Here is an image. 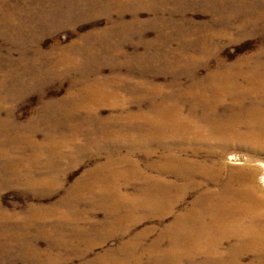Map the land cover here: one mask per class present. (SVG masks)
I'll return each instance as SVG.
<instances>
[{"label": "rangeland", "instance_id": "374dc122", "mask_svg": "<svg viewBox=\"0 0 264 264\" xmlns=\"http://www.w3.org/2000/svg\"><path fill=\"white\" fill-rule=\"evenodd\" d=\"M217 72L248 106L264 101V0H0V264H264V234L219 227L236 212L193 218L194 255L169 251L200 199L236 204L204 160L226 150L264 190L254 118L248 143L206 150L191 126L181 149L177 112L162 110L192 123L197 109V127L234 118L194 97Z\"/></svg>", "mask_w": 264, "mask_h": 264}, {"label": "bare ground", "instance_id": "6f19581e", "mask_svg": "<svg viewBox=\"0 0 264 264\" xmlns=\"http://www.w3.org/2000/svg\"><path fill=\"white\" fill-rule=\"evenodd\" d=\"M231 71V69H228ZM220 72V71H219ZM217 72L215 76L209 75L208 80L214 81V84L209 88L205 89L204 93H198L194 97L197 99L201 98L206 104L205 106L209 110L216 109L220 104L227 103L229 105V115H231V109L234 111V118L229 121H215L207 122L204 127H197L198 124L195 120L196 115H198L197 109H191L193 114L192 123L185 122L183 116V110L174 109H162L164 113L168 115H173L172 113L177 112V118L180 119L179 123V133H178V146L182 149L186 148L184 144V137L189 135L188 129L184 132V129L191 128L190 139L192 142L201 144L206 150H214L213 147L224 148L228 147L227 143L229 141L248 143L250 142V137L244 134L245 132L241 130L242 123L249 124V118H254V122L259 124L261 128L264 127V101L259 102V105L248 106L242 97L244 93L238 84H233L238 89L233 88L231 84L230 76L226 78L224 75ZM220 74V75H219ZM205 83V82H203ZM260 83H264V78L260 79ZM198 85V84H196ZM260 90L251 88L248 90V94H253ZM209 93H213L214 97H211ZM264 98V93H260ZM222 100V101H221ZM264 100V99H263ZM199 116V115H198ZM202 117V114L200 113ZM243 124V125H244ZM261 140V138H259ZM212 147V148H211ZM226 150H224L225 152ZM221 153L216 157L215 161L210 164L207 159L203 161L204 174L207 178V184L211 181L221 183L222 187L217 191L218 194L223 192L228 195L230 199L232 193L236 188H238V197L236 198V204L233 202H218L216 198V190L212 189L211 185L205 187L206 184L195 182L194 188L196 193L200 191L203 199L208 198L207 201L213 200L209 204L203 205L202 199L196 203L189 216L180 218L178 222L173 226L172 230L178 229L181 232L179 238L183 245L178 248V244H171L169 251L175 255V259L179 261L181 256L192 254L194 255L195 247L193 245L192 236L187 233L193 227L192 219L195 217L202 218V216L208 213V210L213 209L214 212L222 213L226 211L227 213L233 214L236 212L240 216L239 219H218L219 227H223V224L227 227L235 226L239 232L243 235H252L256 233L264 234V193L263 187L259 186L255 181V170L247 171L244 168L228 170L225 163V154ZM181 166H183L184 159L179 158ZM188 162V160H186ZM198 170H202L199 165H195ZM178 177L183 178V174L171 173ZM241 181V182H240ZM193 191V190H192ZM183 199V198H182ZM118 205L113 204V208L117 209ZM238 211V212H237ZM228 217V216H227ZM250 217V218H249ZM221 218V217H220ZM223 222V224H222ZM124 223V221H122ZM224 234L219 233L218 236H223ZM173 239V238H172ZM162 238H159L153 247V252L156 253L161 246ZM176 261V262H177Z\"/></svg>", "mask_w": 264, "mask_h": 264}]
</instances>
